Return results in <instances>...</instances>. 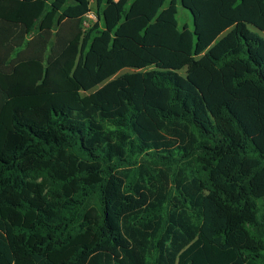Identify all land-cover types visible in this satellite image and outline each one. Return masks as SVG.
Masks as SVG:
<instances>
[{
  "label": "trees",
  "instance_id": "1",
  "mask_svg": "<svg viewBox=\"0 0 264 264\" xmlns=\"http://www.w3.org/2000/svg\"><path fill=\"white\" fill-rule=\"evenodd\" d=\"M167 1L0 0V264H264V0Z\"/></svg>",
  "mask_w": 264,
  "mask_h": 264
},
{
  "label": "rangeland",
  "instance_id": "2",
  "mask_svg": "<svg viewBox=\"0 0 264 264\" xmlns=\"http://www.w3.org/2000/svg\"><path fill=\"white\" fill-rule=\"evenodd\" d=\"M178 1V21H179V25H180V28H183L184 25H189L191 29H194V19L192 17V14L187 10L185 9L183 6H182V1L181 0H177ZM93 2V0H92ZM171 2V0H168L167 3H166V7L169 5V3ZM95 4L92 3V12L91 14L88 16L87 18V25H89V23L91 21H95L96 20V16H95ZM131 70H125L123 71L122 73H125V72H130Z\"/></svg>",
  "mask_w": 264,
  "mask_h": 264
}]
</instances>
